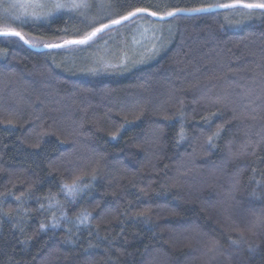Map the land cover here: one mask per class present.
I'll use <instances>...</instances> for the list:
<instances>
[{
	"label": "trees",
	"instance_id": "16d2710c",
	"mask_svg": "<svg viewBox=\"0 0 264 264\" xmlns=\"http://www.w3.org/2000/svg\"><path fill=\"white\" fill-rule=\"evenodd\" d=\"M110 4L119 14L217 5ZM228 10L108 31L173 27L156 57L109 75L59 63L65 50L92 54L104 33L44 52L0 36V264H264V10L240 24ZM80 24L0 8V26L37 46ZM75 177L85 187L70 200L60 189Z\"/></svg>",
	"mask_w": 264,
	"mask_h": 264
},
{
	"label": "rangeland",
	"instance_id": "374dc122",
	"mask_svg": "<svg viewBox=\"0 0 264 264\" xmlns=\"http://www.w3.org/2000/svg\"><path fill=\"white\" fill-rule=\"evenodd\" d=\"M12 2V0H0V8H3L6 4ZM111 0H89L91 7L87 10V19L77 14H69L61 12L57 15H67L77 24L75 31L67 34L64 38L73 39L77 38L79 35L83 34L85 31L91 30V22L93 19L101 21L102 17H107L108 15L119 14L110 4ZM216 4H224L235 2V0H214ZM246 3H262L264 0H242ZM104 4L105 7L100 5ZM110 5V7H109ZM31 11V9H29ZM260 9H246V8H235L229 9L228 15L230 21L236 23H244L251 17L259 16ZM12 19L15 21H20L15 19L14 14H10ZM54 15V16H57ZM53 17V16H51ZM47 19H34V20H48ZM32 18H22L21 20H28ZM137 23L133 28L130 26L121 27L113 32H105L101 43L95 45V51L87 56H77L79 55V49L65 50L68 53L66 56L59 59V63L63 64L69 70L73 72L82 73V75H109L113 73H120L126 71L130 67L137 64L140 66L144 62L150 61L152 58L156 57L161 48L164 47L166 41L173 34V27L169 22H160L157 24H151L148 21H142ZM104 22V21H102ZM143 29H155L154 35L155 39L151 38V33L145 34L148 39H144L141 36ZM128 34V35H127ZM152 44H155V49L152 52H148L147 48ZM53 54H58L53 52ZM127 56V61L121 65V61ZM112 65L113 67H108ZM90 67V68H89ZM86 69V70H84ZM96 71H93V70ZM83 70V71H82ZM61 215V220L68 221ZM75 223L80 224V219L75 220Z\"/></svg>",
	"mask_w": 264,
	"mask_h": 264
},
{
	"label": "snow or ice",
	"instance_id": "6c2138e0",
	"mask_svg": "<svg viewBox=\"0 0 264 264\" xmlns=\"http://www.w3.org/2000/svg\"><path fill=\"white\" fill-rule=\"evenodd\" d=\"M100 6L105 7L104 4H101ZM238 6L246 9L264 10V2L243 3L242 0H235L234 3L210 5L208 7H198L193 9L176 8L173 10H165L163 12L150 11L149 8L144 7H135L115 16L108 15L107 17H102L101 21L93 19L90 25L91 30L85 31L77 38L64 39L62 43H43V46L45 48H64L66 46L72 45H88L89 42L94 41V38H96L98 34L104 33L105 31H111L115 26H122L125 24V22L134 23L136 19H140L145 16L157 18L159 21H165L167 18L176 17L178 14L184 13L186 11H190L193 13H206L211 12L214 8H236ZM90 7L91 4L89 3V0H12V2L4 6V11L6 13L14 14L15 19L17 20H21L22 18L47 19L48 17L57 15L61 12L77 14L87 19L88 17L86 13ZM29 9H31V11H29ZM154 32L155 29H143L141 32V36L144 39H148L149 37L145 34L151 33V38L155 39L156 37L154 35ZM0 36L18 37L19 39L23 40L24 43L29 44V46L31 47L37 46L36 43L29 39H26L20 31H17L11 25L0 26ZM155 47V44H152L147 48V51L152 52ZM126 61L127 56H125L121 61V65L126 63ZM108 67L113 66L108 65ZM93 71L96 70L94 69ZM219 134L220 130L218 129L215 133L207 138V143L209 146H214V137H218ZM180 136L181 138H183V130H181ZM84 187L85 185L83 184L81 179L79 177H75L72 179L71 183H64L60 191L65 194L66 198L75 200V198L80 194ZM16 199L19 200L20 198L17 197ZM41 207H43V205H41ZM88 215V213H84L82 214V218L78 217V219H80V222L83 223L84 220L88 219ZM40 227L43 229L45 225L41 224ZM53 227H55V225H53ZM233 243H235V241H233Z\"/></svg>",
	"mask_w": 264,
	"mask_h": 264
},
{
	"label": "water",
	"instance_id": "95a60500",
	"mask_svg": "<svg viewBox=\"0 0 264 264\" xmlns=\"http://www.w3.org/2000/svg\"><path fill=\"white\" fill-rule=\"evenodd\" d=\"M230 3H234V2H230ZM243 3H246V2H243ZM224 4H226V3H224ZM208 7V6H207ZM239 7V6H238ZM237 8V7H236ZM227 9H230V8H214L211 12H217V11H222V10H227ZM206 13H209V12H206ZM181 14H186V15H196V14H202V13H193V12H190V11H186V12H184V13H181ZM178 15H180V14H178ZM171 18H173V17H171ZM171 18H167L166 20H168V19H171ZM155 19H157V18H155ZM125 23H127V22H125ZM116 27H118V26H115L114 28H116ZM105 32H108V31H105ZM104 32V33H105ZM103 33H101V34H98V36H100V35H102ZM97 36V37H98ZM96 37V38H97ZM26 38V37H25ZM27 39V38H26ZM95 39V38H94ZM55 43H62V41H60V42H55ZM28 46H29V44H27ZM72 46H74V45H72ZM31 49H33L34 51H39V52H44V51H48V50H54V49H61V48H45L43 45H40V46H36V47H31V46H29ZM66 47H70V46H66ZM66 47H64V48H66Z\"/></svg>",
	"mask_w": 264,
	"mask_h": 264
}]
</instances>
